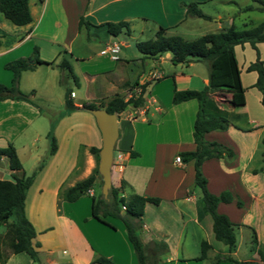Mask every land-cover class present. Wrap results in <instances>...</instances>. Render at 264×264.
I'll list each match as a JSON object with an SVG mask.
<instances>
[{"label":"crops","instance_id":"crops-1","mask_svg":"<svg viewBox=\"0 0 264 264\" xmlns=\"http://www.w3.org/2000/svg\"><path fill=\"white\" fill-rule=\"evenodd\" d=\"M208 1L219 2L221 8H216L212 15L203 12V5ZM189 2L197 3L209 18L187 16L185 8ZM232 4L239 8L233 0H28L29 23L12 27L0 15V83L9 85L11 79V72L3 64L28 56L36 46L38 57L50 62L45 64L49 68H59L61 58H72V62L66 59L77 79L76 83L72 82L83 87L82 96L76 97L71 91V100L79 108L59 116L51 128L55 140L52 153L48 152V146L46 149L37 146L38 142L43 145L47 140L50 119L26 101L0 100V147L10 143L21 164L19 169H9L6 158L1 155L0 179L12 181L14 177L26 175L14 145L22 136L21 148L28 154L31 165L39 164L32 168L31 183L24 189L23 201L24 215L34 229L31 244L38 264H93L92 259L98 255L115 264H136L120 220L107 215L102 218L104 223L90 215L91 195L98 191L97 180L90 188L91 194H82L74 201H66L65 193L70 186L97 171L98 153L90 152L89 148H100L101 135L92 114L80 109V104H104L114 95L126 99L143 83H146L143 104L127 105L117 114L118 135L112 154L118 151L119 157L112 160L110 185L118 188L123 182L118 191L122 196L141 194L158 198L157 203L144 204L141 216L140 238L146 245V253H150L152 243L156 242L166 249L160 256V264H229L224 259L227 255L241 261H259L255 250L258 241L264 242V167L255 162L264 158L263 150L258 153L264 136V106L259 101L260 93L252 86L255 71L246 67L256 57L264 66V44L256 43L255 49L247 43L234 45L241 89L211 93L220 106L236 115L225 130L204 134L205 140L228 147L232 157L229 160L209 158L200 164L208 191L218 194L227 190L233 197L229 203L216 205L218 213L237 225L235 247L228 251L223 243L215 246L210 239L213 237L211 218L195 190L192 161L174 160L179 152L194 148L191 131L197 104L194 99L172 104V91L204 87L208 81L204 63L192 59L185 64H173L168 70L163 64L169 61V52H162L154 60L137 50H129L127 54L118 53L116 60L108 57L101 60L102 63H97L100 70L88 72L81 68L80 62L88 59L89 38L85 36L84 40L74 42L81 30L77 26L79 16L89 22V29L97 30L106 21H125L127 35L134 27L153 33L161 27L165 35H189L196 19L212 21L204 33L230 24L235 27L234 12L229 10ZM66 18L73 25V34L68 40L64 39L66 29L62 28ZM106 34L108 38L99 40L101 45L114 40L119 47L128 48L127 43L117 40L119 34ZM41 65L22 71L20 78ZM131 65L135 68L133 72ZM96 76L101 80L99 88H95ZM34 87L35 84L20 89L33 90L35 95ZM33 95L29 97L31 100ZM236 200L240 206L235 204ZM244 229L250 233L251 256L239 258ZM202 240L210 248L204 258L196 259ZM21 253L0 255L4 256L3 264H17ZM217 255L220 258L215 261Z\"/></svg>","mask_w":264,"mask_h":264},{"label":"trees","instance_id":"trees-1","mask_svg":"<svg viewBox=\"0 0 264 264\" xmlns=\"http://www.w3.org/2000/svg\"><path fill=\"white\" fill-rule=\"evenodd\" d=\"M257 3L256 7L251 5L245 6L244 10L258 9L264 11V0H252ZM185 13L187 16H195L208 19L197 7V3L189 2L186 4ZM0 15L13 25L21 26L30 22V12L28 8V0H0ZM89 26V22L85 21L82 16L78 17L77 26ZM105 31L116 36L121 32H128V26L125 21H106L101 23ZM247 43L255 49L256 43L264 44V21L252 24L249 27L237 29L233 24L226 28L219 29L214 32L204 33L193 39L186 40L180 35H165L164 29L159 27L154 31L151 38L145 40H136L134 46L136 50L144 57L157 59L162 52H169V61L172 64H185L195 59L204 61L208 72L207 84L201 89H173L171 102L179 103L188 99H194L197 107L192 123V142L194 148L192 150L181 151L178 153L182 162L192 161L193 183L199 189L201 200L204 204L206 212L211 218V229L214 239L222 242L228 251H233L235 247L234 228L236 224L232 223L224 214L216 211L218 203H229L233 197L227 190H222L218 194H212L206 188V179L201 174L200 164L203 160L209 158H224L229 160L232 157V151L215 141H207L204 134L211 130H225L231 121L236 118L234 113H230L213 98L212 92L215 90L240 91V73L237 61L234 55L233 46L236 44ZM38 57V49L33 46L30 54L25 57H18L9 60L3 64V68L11 72L9 85L0 83V100L16 99L26 101L33 106L37 104L32 101L29 96L33 90L23 92L18 87L20 73L25 70H33L38 64H49ZM61 69H65L74 83L77 82L76 76L73 74L71 67L65 58H61L57 64ZM247 70L255 71L256 77L253 87L260 93V104L264 106V66L262 60L257 57L246 67ZM146 83L139 85V91L132 92L129 97L124 99L121 95H114L104 104L81 103L82 108H102L108 113L119 114L127 105L132 107L141 106L144 102L143 93ZM70 89H65L63 94V109L59 112L58 117L78 109L74 105L70 97ZM55 120H50V128L46 133L48 139V152L55 150V140L51 134V128ZM260 142L264 144V136ZM90 152L98 153V148L91 146ZM130 154H135L130 152ZM6 158L7 167L9 169L21 168L20 161L16 155L14 147L8 143L4 147H0V156ZM32 175H25L20 178L14 177L13 180L0 179V225H5L3 236L6 245L11 253L24 252L32 260H36V252L31 244L34 237V229L27 220L23 211L24 189L31 183ZM97 180L98 191L91 195L90 215L99 221H103L104 216H112L120 220L124 227V231L128 241L132 246V250L136 259V264H160V256L166 251L162 243H152L150 253H146V245L140 238L142 227L141 216L143 207L146 202L157 203L158 198L144 196L141 194H132L122 196L118 191L122 188L123 182L118 188L109 186L106 197L100 193L101 177L96 171L72 186L65 193V200L74 201L80 195L85 194L87 189L93 186ZM235 204L240 206V201L236 200ZM123 206V209H121ZM8 219L11 221L7 222ZM210 245L202 240L199 243V254L196 259L205 257L206 250ZM259 261L253 260H236L231 255L224 257L229 264H264V252L260 249L255 250ZM4 256L0 255V264L4 262ZM220 257L217 255L215 261ZM260 262V263H259ZM93 264H115L104 256H95L92 259Z\"/></svg>","mask_w":264,"mask_h":264},{"label":"rangeland","instance_id":"rangeland-1","mask_svg":"<svg viewBox=\"0 0 264 264\" xmlns=\"http://www.w3.org/2000/svg\"><path fill=\"white\" fill-rule=\"evenodd\" d=\"M233 1L236 4H238L237 6H239V8H240V12H239L238 11L239 8L238 7L235 8V6L232 4L231 9H229V10H231V12H234V22H235V27L237 29H242L244 27L247 28V27L251 26L252 23L255 25V24L259 23L260 21L264 20V11H259L258 9H251V10H244L243 9L247 5H251L253 7H256L257 6L256 2H254L252 0H233ZM242 4H244V5H242ZM216 8H221V5L219 2H217V1L209 2L208 1L207 3H205L203 5L202 10H203V12L212 15L215 12L214 10ZM71 21H72L71 19L66 18V22L65 23L63 22L62 28L64 27V29H66L64 31V33L66 35H63L65 40H68L69 38H71V36L73 34V31H72L73 25H72ZM250 22H251V24H250ZM211 23H212L211 20L196 19V21L191 24L192 27L189 28L190 29L189 35L186 34V35H180V36L185 38L186 40L193 39V38L199 36L198 34H202V33L206 32L208 30L209 25H211ZM138 24H139V22H138ZM7 25L12 26V27H18L16 25L11 24L8 21H7ZM182 27L183 26L180 25V29ZM80 28H81L80 33L75 38L74 42L77 43L79 41L78 39L84 40L85 36H88V38H89V44L87 46L88 50H87V54H86L88 59L80 62L81 68L82 69L86 68V70L88 72H92L93 70H100L101 67H97V63L98 62L102 63L101 60H103V59L105 60V59H107V57L98 54V50L101 48V46L103 47V45H101L99 40L106 38L108 35L106 34V31H105L103 26H99V28L97 30L91 29V28L89 29L88 26L85 27L84 25L80 26ZM60 36H62V35H60ZM152 36H153L152 31H149L148 29L139 30L137 27L136 28L134 27L130 31V35H127L126 33H119L117 40L122 42V43H127L128 48H124L123 46H121V47H119L118 53L119 54H122V53L127 54V52L129 50L136 52L134 42L136 40H145V39L151 38ZM67 57H69V56H67ZM99 57H101V58H99ZM66 59H69V61L72 62V58H66ZM238 60H240L239 57H238ZM201 63H204L205 66L203 64L202 65L205 69V67H206L205 62L202 61ZM172 65L173 64L170 61H168V62L163 64V68L170 70L171 69L170 67ZM175 67H178V65H176ZM130 68H131L132 72L135 70L133 65H131ZM206 69H207V67H206ZM128 74L132 75V73H128ZM94 81H95V88H99L98 85L100 84V81H101L100 77L96 76ZM33 84H35L34 89L36 90V93H35V95H33L34 92L32 93V95H33L32 100L37 104L38 109L41 111L42 115H44L45 117H47L50 120H56L58 118L59 112H61L63 109V94H64L65 89H70L73 93L76 94V97L82 96V93H83V87H78V86L74 85V83L72 82L70 76L68 75V73L66 72L65 69L56 68V67L49 68V67L45 66V64L39 66L35 72H32V73L25 72L24 74H22L21 78L19 77V82H18L19 89H20V87L25 88L26 86L33 85ZM90 85L92 86L91 83H90ZM126 90L127 91L130 90V88L126 89ZM29 91H27V92H29ZM138 91H139V89L136 88V93ZM23 92H25V91H23ZM74 100H77V99H74ZM263 135H264V133H263ZM22 139H23V136L18 138L15 141L14 145L17 147V150L20 154L21 162H22L24 170L26 171V175H31V173L33 172L32 168H34L33 166H37L38 163H33V165H31L32 161L27 158L28 154L25 151H23L21 148ZM44 141L45 142L43 145H41L38 142L37 146H39L43 149H46V147L48 146V139L44 140ZM259 147L260 148H259L258 153L262 150L264 151V144L263 143H260ZM117 153H119V152L114 150V152L112 154L113 159L115 158V155ZM41 154H43V153H41ZM42 159H43V157L39 161H41ZM255 163L260 164L261 166L264 167V158H262L260 160L258 159L257 162H255ZM255 163H254V165H255ZM38 166H39V164H38ZM195 190L200 194L199 189L197 187L195 188ZM9 221H11V220L8 219L7 222H9ZM4 230H5V225L4 224L0 225V253L2 255H5L7 252H9V249L6 245V240L3 236ZM234 230H235V228H234ZM243 234H244V237H243L241 247H240L239 253H238L239 258L241 256H247V255L251 256V248H248L249 240H250L249 239L250 233L244 229ZM210 239L212 240V242L215 246L222 244V242L214 239L212 236H210ZM256 248H258L264 252V242L258 241L256 243ZM18 258L20 260L18 261L17 264H38L36 261H33L26 253H23V252L18 256Z\"/></svg>","mask_w":264,"mask_h":264},{"label":"water","instance_id":"water-1","mask_svg":"<svg viewBox=\"0 0 264 264\" xmlns=\"http://www.w3.org/2000/svg\"><path fill=\"white\" fill-rule=\"evenodd\" d=\"M91 113L101 135V146L98 149L97 172L101 177L100 193L106 197L110 186V167L112 165V151L118 135L117 114L108 113L102 108H82Z\"/></svg>","mask_w":264,"mask_h":264},{"label":"built area","instance_id":"built-area-1","mask_svg":"<svg viewBox=\"0 0 264 264\" xmlns=\"http://www.w3.org/2000/svg\"><path fill=\"white\" fill-rule=\"evenodd\" d=\"M118 52H119V43L117 41L113 40V41H108V42L104 43L103 47H101L98 54L106 56L111 60H116ZM69 95L71 97V96H73V93L70 92ZM118 157H119V154H116L115 158H118ZM112 160H113V157H112ZM174 160L178 162L179 157L175 156ZM86 193L91 194V189H87ZM121 209H123V206H121Z\"/></svg>","mask_w":264,"mask_h":264}]
</instances>
